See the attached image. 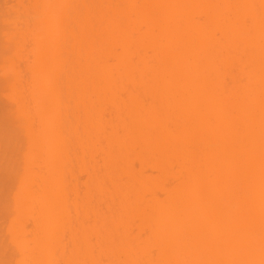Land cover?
I'll return each instance as SVG.
<instances>
[{
	"label": "bare ground",
	"instance_id": "obj_1",
	"mask_svg": "<svg viewBox=\"0 0 264 264\" xmlns=\"http://www.w3.org/2000/svg\"><path fill=\"white\" fill-rule=\"evenodd\" d=\"M0 264H264V0H0Z\"/></svg>",
	"mask_w": 264,
	"mask_h": 264
}]
</instances>
